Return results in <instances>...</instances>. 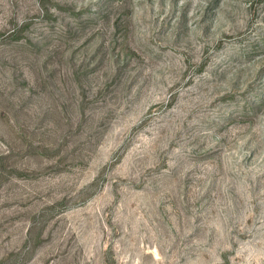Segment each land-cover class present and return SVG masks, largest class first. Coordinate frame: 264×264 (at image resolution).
<instances>
[{"label": "rangeland", "instance_id": "rangeland-1", "mask_svg": "<svg viewBox=\"0 0 264 264\" xmlns=\"http://www.w3.org/2000/svg\"><path fill=\"white\" fill-rule=\"evenodd\" d=\"M0 264H264V0H0Z\"/></svg>", "mask_w": 264, "mask_h": 264}]
</instances>
